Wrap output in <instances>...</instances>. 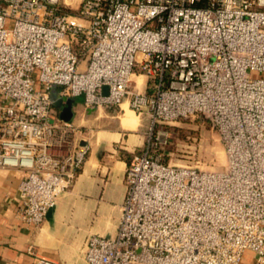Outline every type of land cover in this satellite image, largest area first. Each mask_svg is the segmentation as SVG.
<instances>
[{"label":"built area","instance_id":"obj_1","mask_svg":"<svg viewBox=\"0 0 264 264\" xmlns=\"http://www.w3.org/2000/svg\"><path fill=\"white\" fill-rule=\"evenodd\" d=\"M136 66L145 92L130 89ZM78 94L151 118L117 233L87 238V264H242L248 250L264 264V0H0V167L26 171L30 224L86 162L82 125L56 107ZM196 114L221 135L223 169L166 161L159 126Z\"/></svg>","mask_w":264,"mask_h":264},{"label":"crops","instance_id":"obj_2","mask_svg":"<svg viewBox=\"0 0 264 264\" xmlns=\"http://www.w3.org/2000/svg\"><path fill=\"white\" fill-rule=\"evenodd\" d=\"M140 75L146 87L147 77ZM63 98V106L73 100L74 122L84 125L94 120L95 110L85 107L84 94ZM56 107L62 115V108L57 103ZM128 129L132 128L105 127L85 136L82 142L90 145L86 162L40 225L26 222L20 213L19 186L26 171L0 167V264H35L32 252L65 264H87V238L117 233L127 193L126 169L145 146L143 129L136 133Z\"/></svg>","mask_w":264,"mask_h":264},{"label":"rangeland","instance_id":"obj_3","mask_svg":"<svg viewBox=\"0 0 264 264\" xmlns=\"http://www.w3.org/2000/svg\"><path fill=\"white\" fill-rule=\"evenodd\" d=\"M12 21L11 18L8 19L7 25L10 26ZM135 72L132 75L130 89L145 92L148 81L146 87H143L144 81H142L139 66H136ZM94 110V120L82 125L83 136H88L97 129L123 126L132 128L127 131L130 133H136L143 129L146 143L151 125L148 108L141 111L134 110L129 104V98H126L120 106L102 107ZM126 117L127 119H125ZM159 128L170 133V143L166 148V161L202 169H223L225 167L227 155L224 142L219 131L207 116L202 114L191 115L162 123ZM252 261L253 253L248 250L244 255L242 264H251Z\"/></svg>","mask_w":264,"mask_h":264},{"label":"water","instance_id":"obj_4","mask_svg":"<svg viewBox=\"0 0 264 264\" xmlns=\"http://www.w3.org/2000/svg\"><path fill=\"white\" fill-rule=\"evenodd\" d=\"M105 91H107V86H105ZM63 100H64V98L60 97L57 100V105L62 108V111H63L62 112V116L64 118L71 119V117H72V115L74 113L73 110H72V108H73V100L69 99V101L67 102L66 106H63ZM51 209L49 210V212L51 211Z\"/></svg>","mask_w":264,"mask_h":264}]
</instances>
